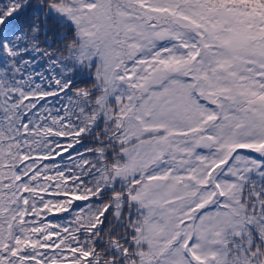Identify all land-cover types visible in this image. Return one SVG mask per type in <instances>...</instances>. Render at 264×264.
I'll return each mask as SVG.
<instances>
[{
	"label": "snow or ice",
	"instance_id": "snow-or-ice-1",
	"mask_svg": "<svg viewBox=\"0 0 264 264\" xmlns=\"http://www.w3.org/2000/svg\"><path fill=\"white\" fill-rule=\"evenodd\" d=\"M0 264H264V0H0Z\"/></svg>",
	"mask_w": 264,
	"mask_h": 264
}]
</instances>
